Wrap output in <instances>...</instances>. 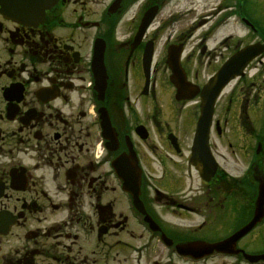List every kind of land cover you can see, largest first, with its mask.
Masks as SVG:
<instances>
[{
	"label": "flooded vegetation",
	"instance_id": "flooded-vegetation-1",
	"mask_svg": "<svg viewBox=\"0 0 264 264\" xmlns=\"http://www.w3.org/2000/svg\"><path fill=\"white\" fill-rule=\"evenodd\" d=\"M22 15L0 0V264H264L245 258L264 253V205L231 255L175 249L232 236L255 216L264 0H55ZM253 44L262 52L216 99L203 179L191 162L200 98L175 100L169 50L202 87Z\"/></svg>",
	"mask_w": 264,
	"mask_h": 264
},
{
	"label": "water",
	"instance_id": "water-1",
	"mask_svg": "<svg viewBox=\"0 0 264 264\" xmlns=\"http://www.w3.org/2000/svg\"><path fill=\"white\" fill-rule=\"evenodd\" d=\"M50 1L51 0H49L48 3ZM46 2L47 0H19V5L27 4L26 5L27 7L30 6L34 8V6H36L39 8L43 6ZM253 48L255 47H248L245 50L241 51V53L243 54L234 56L232 60L226 63L221 68V70L218 72V74L213 79H211L209 83L204 87L201 93L202 108H201V116L199 118L200 124L198 126L199 131L201 129L202 133H203V128H205V122L210 120L212 109H213V104H214V100L216 96L219 94L222 87L237 73H240L242 69L245 67V65L247 64V62L256 54V51H255L256 49H253ZM175 82L182 83L180 80H176ZM208 160L210 159L208 158ZM219 246L220 245L218 246L208 245V248L209 249L219 248Z\"/></svg>",
	"mask_w": 264,
	"mask_h": 264
},
{
	"label": "rangeland",
	"instance_id": "rangeland-1",
	"mask_svg": "<svg viewBox=\"0 0 264 264\" xmlns=\"http://www.w3.org/2000/svg\"><path fill=\"white\" fill-rule=\"evenodd\" d=\"M136 225V224H135ZM134 229H136L135 231H141V232H144L143 231V229H142V227H140V226H136V228H134ZM159 245V246H158ZM151 247L152 248H157V247H162L160 244H158V242H156V241H152V245H151Z\"/></svg>",
	"mask_w": 264,
	"mask_h": 264
}]
</instances>
